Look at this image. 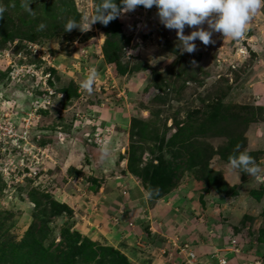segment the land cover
Masks as SVG:
<instances>
[{
  "label": "rangeland",
  "instance_id": "374dc122",
  "mask_svg": "<svg viewBox=\"0 0 264 264\" xmlns=\"http://www.w3.org/2000/svg\"><path fill=\"white\" fill-rule=\"evenodd\" d=\"M3 3L0 264H186L231 234L233 262L264 264V8L241 39L214 32L181 54L156 7L138 6L116 18L109 61L105 25L64 32L100 0H32V15ZM237 145L259 179L229 166ZM159 162L185 169L147 199L131 170Z\"/></svg>",
  "mask_w": 264,
  "mask_h": 264
},
{
  "label": "clouds",
  "instance_id": "9594fccd",
  "mask_svg": "<svg viewBox=\"0 0 264 264\" xmlns=\"http://www.w3.org/2000/svg\"><path fill=\"white\" fill-rule=\"evenodd\" d=\"M22 4L26 12L30 15L34 14L33 9L30 8L32 0H22ZM120 5L122 7L118 6L115 0H100L94 15L82 17L79 22L68 19L64 25V32H71L74 29L83 32L85 28L88 31L96 22L106 26L122 13L134 11L138 6H143L145 9L155 6L160 22L167 29L176 31L179 40L177 47L181 54H191L196 51L197 40L204 45L215 43L212 40L214 32L221 33L224 38L241 39L256 13L264 8V0H120ZM6 11L3 0H0V19H3ZM205 24L207 28L203 27ZM186 26L195 30L184 35ZM45 27L46 25L41 23L37 31ZM97 76V70L94 67L90 68L86 79L80 85L81 88L88 93L93 92ZM239 148L240 146L237 145L238 155L229 156V166L259 179L261 168L246 150L241 152ZM107 154V149H103L101 159ZM159 192V188L149 187L145 197L152 199L159 196Z\"/></svg>",
  "mask_w": 264,
  "mask_h": 264
},
{
  "label": "trees",
  "instance_id": "16d2710c",
  "mask_svg": "<svg viewBox=\"0 0 264 264\" xmlns=\"http://www.w3.org/2000/svg\"><path fill=\"white\" fill-rule=\"evenodd\" d=\"M104 29L106 35L104 55L106 59L110 61V57L113 52L112 49L116 47L115 40H117V37L120 33V26L117 23V20L114 19L113 21L109 22V24L106 25ZM179 168H182L181 170H184L185 166L177 167V165H171V164L159 162L156 166L147 165L145 168H143V171L141 173H138L137 171H133L134 169H132L131 171L134 175L141 178V180L144 182L146 189H148L149 187L159 188L160 190L159 196L154 197L155 199H157L162 195H164L165 192L175 187L176 180L178 179V175L176 174V171L179 170ZM260 192L261 191L257 192L253 190L250 192V195L255 200H259L260 196L262 195V193ZM227 196L233 197L236 196V193L234 191ZM262 243H264V241H262Z\"/></svg>",
  "mask_w": 264,
  "mask_h": 264
},
{
  "label": "built area",
  "instance_id": "2783aa9c",
  "mask_svg": "<svg viewBox=\"0 0 264 264\" xmlns=\"http://www.w3.org/2000/svg\"><path fill=\"white\" fill-rule=\"evenodd\" d=\"M224 246L227 248L225 253L212 251L203 260H200L195 253L189 252L186 264H237L233 260L237 255L241 254L240 248L242 246L239 242L238 235L231 234V236H227ZM255 264L258 263L255 262Z\"/></svg>",
  "mask_w": 264,
  "mask_h": 264
}]
</instances>
